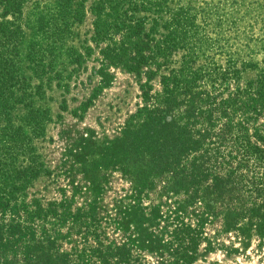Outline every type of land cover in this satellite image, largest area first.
Segmentation results:
<instances>
[{"label":"rangeland","instance_id":"374dc122","mask_svg":"<svg viewBox=\"0 0 264 264\" xmlns=\"http://www.w3.org/2000/svg\"><path fill=\"white\" fill-rule=\"evenodd\" d=\"M21 1L19 65L33 106L49 119L42 135L25 127L39 173L0 228V264H264V232L244 221L236 226L246 233L229 227L211 196L215 217L199 223L205 196L187 201V191L168 189L167 150L158 154L126 124H140V87L157 95L161 77L183 63L201 73L238 68L229 89L264 75V0H121L99 10L101 0ZM8 19L0 0V22ZM27 110L16 103L15 125Z\"/></svg>","mask_w":264,"mask_h":264},{"label":"trees","instance_id":"16d2710c","mask_svg":"<svg viewBox=\"0 0 264 264\" xmlns=\"http://www.w3.org/2000/svg\"><path fill=\"white\" fill-rule=\"evenodd\" d=\"M105 1L116 6L121 2L101 0L98 10ZM2 2L4 15H11V19L0 22V228L7 214L20 205L16 199L25 183L39 173L37 154L25 127L39 136L49 119L46 110L33 106L27 93L29 81L19 65L24 33L17 21L23 3ZM94 27L97 30V22ZM39 49L37 45L29 48L36 74L43 69L38 63L42 58L35 60ZM183 64L161 77L162 90L157 95L151 94L149 86L140 87L143 105L134 114L140 124H126L137 128L140 142L155 144L158 154L162 148L167 150L164 155L172 161L174 175L168 189L187 191V201L205 196L207 212L195 217L199 223L212 221L223 204L228 226L239 233L255 229L260 236L264 232V124L259 122L264 118V75L248 81L245 87L235 84L229 89L232 80L239 77L238 68L224 70L219 66L213 72L201 73ZM204 79L211 81L214 91L200 89L198 82ZM18 91L22 97H18ZM17 102L28 109L21 125H15L11 117ZM179 118L182 121L178 123ZM22 157L29 161L26 167L19 166ZM207 196L220 200L212 207L216 210L209 207ZM239 221H244L247 229L236 226ZM16 226L19 223L12 227Z\"/></svg>","mask_w":264,"mask_h":264}]
</instances>
